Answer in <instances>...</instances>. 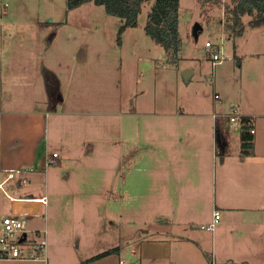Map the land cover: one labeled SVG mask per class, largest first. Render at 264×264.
<instances>
[{
  "label": "rangeland",
  "instance_id": "obj_1",
  "mask_svg": "<svg viewBox=\"0 0 264 264\" xmlns=\"http://www.w3.org/2000/svg\"><path fill=\"white\" fill-rule=\"evenodd\" d=\"M221 1L210 0L203 9L198 0H180L183 47L180 62L171 64L163 46L144 29L152 0L146 1L138 26L127 27L120 38L121 19L93 1L68 10L66 0H0V14L43 17L45 27L40 29L50 39L45 63L61 80L60 95L53 88L46 107L51 111L49 151L60 152V158L47 168L58 179L66 167L57 164L63 162L69 170L59 202L64 218L57 222L59 228L52 220L46 225L48 264H80L115 246L118 253L87 264H119L123 258L129 264L174 263L180 245L156 241L162 237L158 230L170 232V203H164V193L183 179L203 181L201 167L208 160L203 147L214 131L211 118L187 112L212 111L216 91L222 92L226 105L240 103V111L243 105L264 111V24L253 27L244 15V32L234 37L225 31L223 7L231 0ZM197 22L203 28L196 37ZM208 40L223 57L216 65ZM12 51L7 48L1 58L10 54V60ZM70 56L81 60L72 62ZM220 125L237 130L228 116ZM65 149L72 153L70 159L63 156ZM171 168L178 170L172 181L167 176ZM5 189L16 194L9 185ZM105 191L107 196L100 195ZM198 221L193 228L212 237L202 228L206 222ZM210 255H204L208 264Z\"/></svg>",
  "mask_w": 264,
  "mask_h": 264
},
{
  "label": "crops",
  "instance_id": "obj_2",
  "mask_svg": "<svg viewBox=\"0 0 264 264\" xmlns=\"http://www.w3.org/2000/svg\"><path fill=\"white\" fill-rule=\"evenodd\" d=\"M42 18L39 13L29 18L0 14V183L4 182L3 187L0 186V235L2 213L4 216L18 214L28 219L31 231L46 228L51 220L59 228L57 222L64 218L59 202L66 191L61 186L69 169L63 162L57 164L58 168L66 167L64 175L58 179L55 172L47 168L60 158V152L49 151L47 124L51 111L46 107L53 88L56 96L60 95L61 80L58 71L45 63V46L50 39L48 32L40 29L45 27ZM7 48L14 53L10 60V54L6 59L1 58ZM70 59L80 61L81 56H70ZM216 93L220 94L221 102L213 96L212 111L187 112L191 117L213 120V135L208 134L210 140H205L206 146L203 147L208 151L207 167H201L205 173L203 181L183 179L174 189L164 193L163 202L170 203V232L158 230L157 234L162 237L156 241L164 239L180 245L172 264H208L204 258L206 254H211L210 264H264V111L256 112L246 105L240 111V103L226 105L222 92L216 91L214 95ZM234 104L241 115L253 119L254 148L250 155L241 152L240 131L236 133L238 129L232 127L224 130L220 125V119L227 117ZM215 112L219 114L217 118H214ZM52 113L57 114V111ZM217 147L221 155L218 161ZM54 153H57L56 157L51 156ZM63 156L70 159L72 153L65 149ZM175 169L171 168L167 174L171 176L170 181L172 176H177L178 170ZM191 174L198 175L187 172V176ZM7 176H25L27 183L18 184L17 179L6 181ZM155 176L166 175L155 172ZM5 185L16 194L8 192ZM156 190L159 194L160 190ZM44 195L47 196L46 204L28 199ZM100 195L107 196V193L101 192ZM215 210L220 211L221 218L217 229L211 231L212 237L193 228L192 224L198 220L206 224L212 221ZM87 228L89 230L91 224ZM87 235L91 239L90 233ZM50 242H54L53 236ZM142 256L145 257L144 252ZM0 264H48V261L0 257Z\"/></svg>",
  "mask_w": 264,
  "mask_h": 264
},
{
  "label": "trees",
  "instance_id": "obj_3",
  "mask_svg": "<svg viewBox=\"0 0 264 264\" xmlns=\"http://www.w3.org/2000/svg\"><path fill=\"white\" fill-rule=\"evenodd\" d=\"M93 1L97 5H103L109 15L117 16L122 24L121 33L127 27H135L139 24V15L142 13L147 0H66L67 9L71 10L82 4ZM204 9L206 2L210 0H198ZM214 3H222L221 0H211ZM225 31L232 32L233 36H240L244 32L243 16H250L249 24L258 27L264 24V0H231L224 1ZM180 0H152L147 12V20L144 26L145 32L156 43L163 46L171 64H178L181 59L183 38L179 30ZM218 94V93H217ZM243 126L240 131L241 152L250 155L254 148V133L250 127H254L253 119L243 116ZM225 151V149H223ZM224 153V152H223ZM120 247H111L96 255L87 258L80 264L100 259L107 255L118 253Z\"/></svg>",
  "mask_w": 264,
  "mask_h": 264
},
{
  "label": "built area",
  "instance_id": "obj_4",
  "mask_svg": "<svg viewBox=\"0 0 264 264\" xmlns=\"http://www.w3.org/2000/svg\"><path fill=\"white\" fill-rule=\"evenodd\" d=\"M213 42L206 41V47L211 52L212 62L214 65L222 62L223 57L219 53V49L213 48ZM215 100L221 102L220 94L214 95ZM218 113H214V118L218 117ZM230 121L239 130L243 126L242 115L239 113V108L236 104L232 105L230 112L227 114ZM250 131L255 133V128L250 127ZM54 157L57 153L53 154ZM11 179H17V183H27L25 176H7L6 181ZM4 182L0 183L3 187ZM30 201H36L40 203H47V196H41L38 198H28ZM221 218L219 210H215L213 219L207 224L202 225L203 229L213 231ZM33 232L34 236L30 237L29 233ZM47 246V229L42 228L38 231H31L28 228V223L24 217L18 214H9L3 217V230L0 235V257L5 259H19V260H39L46 262L45 257ZM119 264H129V262L123 258Z\"/></svg>",
  "mask_w": 264,
  "mask_h": 264
},
{
  "label": "water",
  "instance_id": "obj_5",
  "mask_svg": "<svg viewBox=\"0 0 264 264\" xmlns=\"http://www.w3.org/2000/svg\"><path fill=\"white\" fill-rule=\"evenodd\" d=\"M202 25L197 22L193 28L194 35L197 37L199 35V31L202 30Z\"/></svg>",
  "mask_w": 264,
  "mask_h": 264
}]
</instances>
